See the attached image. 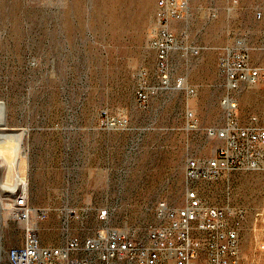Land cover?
<instances>
[{
    "label": "rangeland",
    "instance_id": "rangeland-1",
    "mask_svg": "<svg viewBox=\"0 0 264 264\" xmlns=\"http://www.w3.org/2000/svg\"><path fill=\"white\" fill-rule=\"evenodd\" d=\"M185 1V18L170 28L179 48L199 54L173 52L169 78L181 88L142 104L143 80L159 85L158 0H0V112L10 142L0 151V202L25 179L32 205L48 211L37 222L44 244L107 227L145 240L161 202L184 205L187 160L223 146L206 132L225 120L220 59L244 50L264 66V0ZM232 94L242 123L256 116L264 125V82ZM195 188L204 203L231 210L240 264H264V168ZM195 261L208 264L203 250Z\"/></svg>",
    "mask_w": 264,
    "mask_h": 264
},
{
    "label": "built area",
    "instance_id": "built-area-1",
    "mask_svg": "<svg viewBox=\"0 0 264 264\" xmlns=\"http://www.w3.org/2000/svg\"><path fill=\"white\" fill-rule=\"evenodd\" d=\"M187 10L185 0H158V29L152 45L157 52L159 85L149 86L143 80L137 91L142 104L161 89L181 88L180 81L171 86L169 78L173 52L182 49L188 55L199 54V50L183 44L179 48L180 41L170 28V22L183 20ZM219 65L227 88L221 101L225 120L220 127L206 132L221 140L223 146L212 157L187 160L182 207L161 202L157 222L147 226L145 240L107 227L85 238L68 236L59 245H46L37 222L44 220L48 211L32 205L24 179L13 199L6 205L0 202V264H193L202 250L208 264H240L239 230L228 223L231 210L204 203L195 184L200 180L216 181L235 171L264 168V125L256 116L242 123L232 94L242 84L264 82V66L252 65L244 50L227 51ZM189 117L193 118V114ZM113 121L108 119L107 125ZM107 215L105 210L100 217L105 219ZM16 230L22 232V239Z\"/></svg>",
    "mask_w": 264,
    "mask_h": 264
},
{
    "label": "bare ground",
    "instance_id": "bare-ground-1",
    "mask_svg": "<svg viewBox=\"0 0 264 264\" xmlns=\"http://www.w3.org/2000/svg\"><path fill=\"white\" fill-rule=\"evenodd\" d=\"M0 117H1V121H0V128H1V130L3 131L1 134H0V151L1 150H4V149H6L7 147H8V144L10 143L9 142V135H7L4 131L5 130H7L9 127L7 126V123L5 122V117H4V112H0ZM114 121L110 124V125H112V126H115L116 125V122H115V119H113ZM10 131V130H9ZM8 131V132H9ZM10 133V132H9ZM11 133H13V132H11ZM13 136H14V134H13ZM13 138V137H12ZM13 143V142H12ZM15 143V142H14ZM9 150H11V149H9ZM13 150H15V148L13 149ZM14 152V151H13ZM8 153V152H7ZM2 154V153H1ZM4 155H5V153H4ZM11 157V156H10ZM10 157H9V159H10ZM15 161V160H14ZM7 165V164H6ZM13 165V164H12ZM11 166V165H10ZM8 167V166H7ZM4 169V168H3ZM8 169V168H7ZM2 170V169H1ZM1 185V184H0ZM10 189V188H8V186L6 187V186H2V189ZM16 188V187H15ZM15 188H13V189H10L9 191L10 192H12L13 190H15ZM2 199V198H1ZM13 199V198H12ZM194 264V263H193Z\"/></svg>",
    "mask_w": 264,
    "mask_h": 264
}]
</instances>
